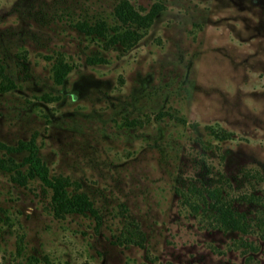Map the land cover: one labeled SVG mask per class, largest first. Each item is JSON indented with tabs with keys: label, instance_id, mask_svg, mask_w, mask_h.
Wrapping results in <instances>:
<instances>
[{
	"label": "rangeland",
	"instance_id": "rangeland-1",
	"mask_svg": "<svg viewBox=\"0 0 264 264\" xmlns=\"http://www.w3.org/2000/svg\"><path fill=\"white\" fill-rule=\"evenodd\" d=\"M118 1L0 0V143L31 142L97 213L53 216L6 167L29 151L0 146V264H264V0H128L161 6L129 48L75 27ZM213 187L244 230L215 226Z\"/></svg>",
	"mask_w": 264,
	"mask_h": 264
},
{
	"label": "trees",
	"instance_id": "trees-1",
	"mask_svg": "<svg viewBox=\"0 0 264 264\" xmlns=\"http://www.w3.org/2000/svg\"><path fill=\"white\" fill-rule=\"evenodd\" d=\"M160 4L153 3L151 6L141 12L136 9L128 0H119L113 7L112 17L114 23L106 25L103 21L88 23L85 20L75 23V27L86 35L98 36L103 39L104 46L120 44L123 48H129L136 43L151 24L153 17L160 9ZM71 69L70 65L62 60H56L52 64L53 80L61 82L65 74ZM1 77L8 79L0 66ZM3 83L0 89H6L12 86L8 79ZM9 83V84H8ZM7 150L27 149L29 153L20 162H11L9 166L1 163L0 165L12 168L15 172L14 180L24 183L27 177H37L40 182L50 189L49 204L53 216L63 217L66 213H90L97 217L96 210L89 197L82 191H69L67 187L71 185L68 177L63 175L49 176L45 163L36 155L33 146L27 142H19L17 145L1 144ZM26 164L22 172L18 166ZM11 166V167H10ZM75 190V189H74ZM202 203L211 207L212 221L215 226L222 230H244L245 220L242 212L232 208L229 201L222 195L220 187L207 188L201 195ZM191 207L197 209L199 204L194 201L188 202ZM129 241L140 243L139 239L127 238ZM79 264H92L88 261Z\"/></svg>",
	"mask_w": 264,
	"mask_h": 264
}]
</instances>
